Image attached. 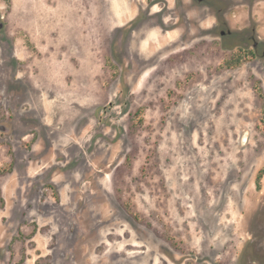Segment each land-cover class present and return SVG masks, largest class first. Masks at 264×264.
<instances>
[{"label": "rangeland", "instance_id": "rangeland-1", "mask_svg": "<svg viewBox=\"0 0 264 264\" xmlns=\"http://www.w3.org/2000/svg\"><path fill=\"white\" fill-rule=\"evenodd\" d=\"M0 25V264H264V0Z\"/></svg>", "mask_w": 264, "mask_h": 264}, {"label": "trees", "instance_id": "trees-1", "mask_svg": "<svg viewBox=\"0 0 264 264\" xmlns=\"http://www.w3.org/2000/svg\"><path fill=\"white\" fill-rule=\"evenodd\" d=\"M261 175H262V171H260V172H259V175H258L257 182H259V181H260V179H261Z\"/></svg>", "mask_w": 264, "mask_h": 264}, {"label": "flooded vegetation", "instance_id": "flooded-vegetation-1", "mask_svg": "<svg viewBox=\"0 0 264 264\" xmlns=\"http://www.w3.org/2000/svg\"><path fill=\"white\" fill-rule=\"evenodd\" d=\"M221 34H222V35H224V34H225V32H222ZM255 47H256V48H258V47H259V45H258V44H256V45H255Z\"/></svg>", "mask_w": 264, "mask_h": 264}, {"label": "water", "instance_id": "water-1", "mask_svg": "<svg viewBox=\"0 0 264 264\" xmlns=\"http://www.w3.org/2000/svg\"><path fill=\"white\" fill-rule=\"evenodd\" d=\"M3 26L2 25H0V29L2 28ZM2 130H4V128H2Z\"/></svg>", "mask_w": 264, "mask_h": 264}]
</instances>
